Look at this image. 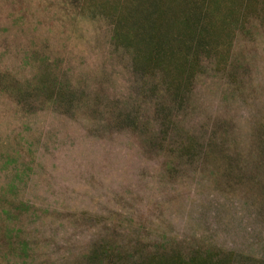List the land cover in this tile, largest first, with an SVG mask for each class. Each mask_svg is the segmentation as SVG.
<instances>
[{"label": "rangeland", "instance_id": "374dc122", "mask_svg": "<svg viewBox=\"0 0 264 264\" xmlns=\"http://www.w3.org/2000/svg\"><path fill=\"white\" fill-rule=\"evenodd\" d=\"M0 264H264V0H0Z\"/></svg>", "mask_w": 264, "mask_h": 264}]
</instances>
